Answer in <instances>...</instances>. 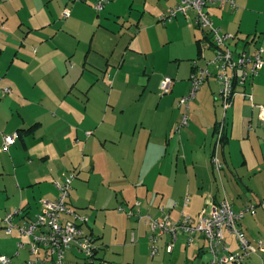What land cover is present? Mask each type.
<instances>
[{"label": "rangeland", "instance_id": "rangeland-1", "mask_svg": "<svg viewBox=\"0 0 264 264\" xmlns=\"http://www.w3.org/2000/svg\"><path fill=\"white\" fill-rule=\"evenodd\" d=\"M179 1L111 0L98 12L96 0H0V216L18 208H29L34 216L41 200L58 198L56 183L75 175L69 200L88 216L86 227L103 246L104 264H211L202 236L189 244L182 231L171 254L167 236L160 238L153 258L147 225L119 211L141 202L142 214L156 218L158 208L167 214V206L177 204L178 212L169 216L172 223L181 214L196 219L190 209L181 211L184 201L190 204V194L208 197V177L221 192L225 185V171L216 177L212 173L205 136L195 133L199 147L188 148L174 136L183 128L185 112L178 104L179 86L187 87L192 67L204 68L215 57L208 30L196 26L194 11L168 20ZM235 3L237 9L213 13L214 28L236 35L240 47L245 35H257L256 45L264 47V0ZM167 77L177 90L163 95L161 83ZM213 80L204 87H212L218 99ZM252 89L254 96L264 97V74L255 78ZM54 113L65 116V123L52 119ZM84 116L100 121L107 139L117 120L123 130L118 143L106 141L95 128L98 123L84 122ZM258 117L254 108L256 121ZM35 122L42 123L37 136L48 142L28 152L17 138L5 149V136ZM169 125L167 149L159 137ZM226 175L235 185V178ZM187 179L191 190L170 197ZM18 240L0 228V254L12 257V264H27V250L16 255ZM262 257L253 255L244 264H264ZM76 258L68 252L65 264H84Z\"/></svg>", "mask_w": 264, "mask_h": 264}, {"label": "built area", "instance_id": "built-area-1", "mask_svg": "<svg viewBox=\"0 0 264 264\" xmlns=\"http://www.w3.org/2000/svg\"><path fill=\"white\" fill-rule=\"evenodd\" d=\"M82 1V0H81ZM85 1V0H83ZM111 0H96V11H102ZM217 5L220 8L230 6L237 8L235 0H181L180 5L172 10L168 20H172L180 13L188 15L191 11L196 13V26L207 29L211 44L215 48V57L208 61L207 66L195 69L191 75V93L181 99L180 104L186 105L195 98L197 92L205 82L214 79L218 84V96L222 101L224 116L216 127V140L211 163L217 173L221 175L223 161L221 150L227 132V111L232 107L234 99L243 95L253 99V95L244 92V88L257 77L264 68V47L256 45L257 39L252 43L254 51L248 52L240 49L236 42V35L222 33L214 28L209 14V7ZM68 13H66V17ZM173 87V80L165 78L161 83L163 94H169ZM5 92L10 93L9 88ZM260 118L264 123V106L260 107ZM182 125H188V116H185ZM90 135V133H88ZM18 135L14 133L5 137V149L16 142ZM77 177L71 175L64 181L57 182L59 196L56 200L40 201V210L34 216L28 213V209L18 208L13 213H7L0 217V228H4L8 235L19 236L17 255L23 250L29 251L31 258L27 264H65L66 254L75 252L78 260L84 264H104L99 256L101 246L92 234L85 232L84 227L89 223L86 214L80 213L69 200L73 189V182ZM188 205V199L184 201ZM141 202L132 205L128 212L122 207L120 212L125 211L130 218L145 221L149 228L151 241V256L159 254L157 243L160 238L167 236L166 250L172 253L179 239V232L188 234V243L194 241L196 235H201L206 241V248L211 256V264H244L253 255L264 252V243H251L243 229L241 222L248 214L256 213V205L246 204L239 211H235L227 200L219 205H212L210 210H203L196 219L184 216L172 223L170 217L165 219L153 218L150 214L143 215L140 207ZM162 212L164 210L162 209ZM19 220V222H17ZM234 237L239 250L233 251L228 245V236ZM0 264H12V257L0 254Z\"/></svg>", "mask_w": 264, "mask_h": 264}, {"label": "crops", "instance_id": "crops-1", "mask_svg": "<svg viewBox=\"0 0 264 264\" xmlns=\"http://www.w3.org/2000/svg\"><path fill=\"white\" fill-rule=\"evenodd\" d=\"M180 3H181V0L178 2L177 7L180 5ZM230 8L233 9L230 6H225V7L220 8L217 5H212L209 7L208 11L211 17L212 15H214L213 14L214 12L219 13L223 11L224 9L229 10ZM245 36L243 37V40H242V41H245V46L244 47L238 46V47L240 49H246L248 50V52L252 53L254 49L256 48L253 47L252 43H248V42H250L253 39H249L247 38L248 36L246 37ZM251 44L252 46H250ZM192 72H191V75H192ZM262 74H264V68L261 70V73L259 75H262ZM191 75L189 76L188 80H186L187 87L181 84L177 91V95L180 98L178 101L179 102L178 104L180 107H183L180 105L181 98L190 93ZM255 78L252 80V82H250L244 88V92L252 94L253 99L247 98L243 95L236 96L232 107L226 113L227 115V127H226L227 137L226 138L227 139H226V144L225 145L223 144L222 150H221V159L223 161V172L225 171L224 173L225 185H222L223 187L222 192L220 190L219 185L213 182L211 178L208 177L206 180L207 185H208L207 191H209L207 195L208 197H205L206 196L205 195L204 196L205 198L202 196H198L197 198L195 195L190 194L192 201L190 202V204L188 202L189 205L187 206L183 205L181 207V211L183 212L186 210L187 212L188 209H190L191 213H193L194 216H198L200 213H202L203 210L208 211L210 210L212 205L216 206L223 200H227L231 204L234 210L242 209L246 204L256 205L258 206V208L256 209L257 210L256 214L255 213L254 215L248 214L244 218L245 220L241 222V228L245 232L248 240L251 243L256 245V243L264 239V123L260 118V111H261L260 107L264 106V97H261L259 93H256V96H254L253 94L252 87H254ZM214 83L216 85L215 87L217 88V92H218V88H219L218 84L216 81H214ZM176 90H177V86L174 84V80H173V87H172L171 93L174 91L176 92ZM211 90L213 91L214 89L212 87L206 88L203 86L197 92L195 99L192 100L190 103V109L185 110L184 114L181 117L183 119V117L187 115L189 124L187 126H183L181 130H178L179 134L178 132L177 133L175 132L174 136L176 138L179 137L180 144L182 145L184 143L185 147L187 146V148L190 146L199 147V142L197 138L194 137L195 133L202 134L203 136H205L204 139L206 140V145L204 147V153L206 154V157L208 155L212 173L215 174L213 170V165L211 163V157L213 155L214 147H215L216 127L218 123L222 121L225 111L222 105V101L219 98L217 99V97L215 96L216 91L211 92ZM216 100L218 101V104ZM87 108L88 106L85 107L86 111H87ZM254 108L259 109V117L257 121L254 118ZM107 110L109 111V109L105 107V113L108 112ZM52 119L56 120L58 124L65 123V116H59L56 113L52 115ZM83 120L84 122L85 120H89V122H92V123L97 122L98 125L95 128L97 129L98 132L101 131L102 126L100 125V121L93 119L91 116H88V117L84 116ZM190 122H192L193 125H190ZM35 124H40V126L36 130L34 135L25 137L24 141H22L26 151L28 152L30 148H35L36 146L47 141L46 137L37 136V132L40 130L42 126L41 122H35L29 127ZM171 127L172 126L169 125L168 129L163 134H161L159 137L160 141H163L164 143L166 142L168 144V146H166L167 149L169 148V145H170V142L168 139V136H169L168 132ZM28 128L27 127L19 128L16 132H18L20 129H28ZM112 129H114V131H113V136L110 139H107L106 135L103 132H100V135L101 137H104L106 141L110 140L111 143L116 144L118 143L117 136L120 137L123 133V130L121 126L118 125L117 120L114 123V126H112ZM107 131L110 133V129H107ZM16 132H13V134ZM87 133H90V135H88ZM92 135H93V132L91 131L86 132L87 137H91ZM208 138H211L209 143L207 142ZM14 144H16V142ZM185 153L187 154V151H185ZM47 159H48L47 157H43L41 160L46 161ZM185 159H186V156H185ZM226 172L230 174L231 176H233V178H235L234 179L235 185L231 184V182L227 178ZM215 177H216V174H215ZM76 179L74 180V182L76 181ZM38 184H41V182ZM182 190H185V191L191 190L190 179L183 181L181 184V187L178 190L172 189L170 192V197L174 199L175 197L176 198L182 197V195L180 194ZM162 191H163L162 193L164 194V196L166 195V192H168L164 189ZM187 196L189 197L188 194ZM38 207L40 209L39 204H38ZM157 207H159V205H157ZM177 207H178L177 204H174L173 206L172 204H170L169 206H167L166 208L168 211L167 214L164 208H162L164 212H162V209L160 210V208H158V211L156 213L158 216L156 218L165 219L163 218L164 214L165 216L167 215L168 217L170 216L171 218L174 217L176 213L178 212V210H176ZM26 209H28V213L30 214L29 208H26ZM4 216L2 215L0 217H4ZM179 217H180V214H179ZM128 219H133V218L128 217ZM247 219L248 221H246ZM134 220L138 222V225L145 223L147 225L146 227H148L147 233L149 235L150 228L148 224L142 220L141 221L137 219H134ZM84 230L86 233L93 235V231L90 228V226L84 227ZM15 234L19 238L18 234L17 233ZM227 236H228L227 237L228 239H230L234 244H237L238 246V243L234 239V237L230 236V234H227ZM97 239L101 240V237ZM165 244L167 245V243ZM228 245H230V248H231L232 243H230L229 240H228ZM101 250H103V246ZM202 252H203V248H200L198 255L201 256ZM263 254L264 252L257 254L256 256H259L261 259H263L262 257ZM99 256H101L100 253H99ZM76 260L78 259L76 258Z\"/></svg>", "mask_w": 264, "mask_h": 264}, {"label": "trees", "instance_id": "trees-1", "mask_svg": "<svg viewBox=\"0 0 264 264\" xmlns=\"http://www.w3.org/2000/svg\"><path fill=\"white\" fill-rule=\"evenodd\" d=\"M198 42V45H199V43H200V40H198L197 41ZM199 51V50H198ZM2 55H3V51H2V49L0 48V58H2ZM199 55H201V52L199 51ZM0 61H1V59H0ZM194 69H195V66L194 67H192V70L194 71ZM193 73V72H192ZM173 80V79H172ZM192 87V86H191ZM172 91V90H171ZM171 93V92H170ZM190 93H191V89H190ZM190 93L188 94V95H185V96H189L190 95ZM163 95H167V94H163ZM197 95V94H196ZM185 96H183V97H185ZM182 97V98H183ZM196 97V96H195ZM181 98V99H182ZM195 99V98H194ZM194 99H192V100H194ZM191 100V101H192ZM181 101V100H180ZM191 101L188 103V106H189V108H186L187 106L186 105H181V106H183L184 108H185V110H189L190 109V103H191ZM185 116H187V115H185ZM184 116V117H185ZM184 117H183V119H184ZM183 119H182V122H183ZM188 124H189V120H188ZM39 126H40V124H35V125H33V126H31V127H29L28 129H20L18 132H16V134L18 135V139H20L21 141H24V138L25 137H28V136H30V135H34V133L36 132V130L39 128ZM181 126L183 127L184 125H182V123H181ZM187 126V125H186ZM88 134V133H87ZM227 137V136H226ZM226 139L227 138H225V140H223L224 141V145L226 144ZM213 170H214V172L215 173H217V171L215 170V168L213 167ZM68 177V176H67ZM66 178V177H65ZM64 178V179H65ZM220 204V203H219ZM218 204V205H219ZM258 208V206L256 207V209ZM255 209V210H256ZM235 211H239V210H235ZM256 212H257V210H256ZM256 214V213H255ZM252 215H254V214H252ZM101 249H102V246H101Z\"/></svg>", "mask_w": 264, "mask_h": 264}, {"label": "flooded vegetation", "instance_id": "flooded-vegetation-1", "mask_svg": "<svg viewBox=\"0 0 264 264\" xmlns=\"http://www.w3.org/2000/svg\"><path fill=\"white\" fill-rule=\"evenodd\" d=\"M248 38V37H247ZM258 36L257 35H254L253 37L249 38V39H257Z\"/></svg>", "mask_w": 264, "mask_h": 264}]
</instances>
